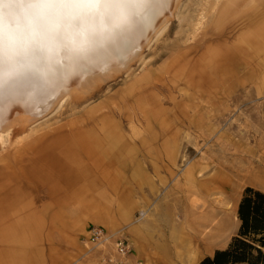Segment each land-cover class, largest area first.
<instances>
[{
    "label": "rangeland",
    "instance_id": "obj_1",
    "mask_svg": "<svg viewBox=\"0 0 264 264\" xmlns=\"http://www.w3.org/2000/svg\"><path fill=\"white\" fill-rule=\"evenodd\" d=\"M206 2L182 0L165 31L139 44L126 65L109 75L88 68L59 89L68 94L61 106L0 147L23 163L10 169L7 196L19 209L5 227L45 218L44 191L67 196L50 204L51 233L39 237L34 263L180 264L170 217L196 226L217 211L234 225L200 262L238 233L245 190L264 191V1L226 0L224 16ZM33 147L43 149L39 159ZM241 166L243 178L232 171ZM92 227L109 238L92 241ZM117 238L127 240V256Z\"/></svg>",
    "mask_w": 264,
    "mask_h": 264
},
{
    "label": "bare ground",
    "instance_id": "obj_2",
    "mask_svg": "<svg viewBox=\"0 0 264 264\" xmlns=\"http://www.w3.org/2000/svg\"><path fill=\"white\" fill-rule=\"evenodd\" d=\"M258 1L264 0H247L246 5ZM181 2L102 0L95 5L41 7L31 3L11 4L8 0L0 3L4 50L12 57L0 71V147L10 142L11 135L24 131L26 122L34 124L61 106L68 94L62 95L64 92L59 89L73 84L88 68L109 75L126 65L139 44L165 31L169 23L167 13L177 10ZM205 9L224 16L228 4L226 0H207ZM80 106L81 102L72 103L69 111L77 112ZM84 119L87 118H81L82 126ZM30 129L36 130L35 127ZM57 134L62 136L60 131ZM72 142L76 145L78 140L72 139ZM43 144L45 142L40 143V148ZM40 150L33 147L28 153L37 154L39 159ZM9 153L0 155V242L12 239L22 251H9L7 257L0 254V264H19L25 259L24 252L32 248L34 234L38 235L48 225L29 221L27 217L20 219L17 227H5L7 217H12L19 209L18 201L7 196L12 178L10 169L13 166L22 168L23 164L17 152L12 156H8ZM232 171L239 178L246 175L242 166ZM39 189L35 185L34 192L42 197ZM48 210L47 205L46 217L50 216ZM61 211H65V203ZM219 216L217 211L204 212L195 222L196 226L176 222L178 218L168 219L169 245L175 248L180 264H198L207 253L213 254L215 248L227 240L234 225ZM46 230L48 234L49 229Z\"/></svg>",
    "mask_w": 264,
    "mask_h": 264
},
{
    "label": "trees",
    "instance_id": "obj_3",
    "mask_svg": "<svg viewBox=\"0 0 264 264\" xmlns=\"http://www.w3.org/2000/svg\"><path fill=\"white\" fill-rule=\"evenodd\" d=\"M238 217L241 225L229 245L199 264H264V191L248 187Z\"/></svg>",
    "mask_w": 264,
    "mask_h": 264
},
{
    "label": "crops",
    "instance_id": "obj_4",
    "mask_svg": "<svg viewBox=\"0 0 264 264\" xmlns=\"http://www.w3.org/2000/svg\"><path fill=\"white\" fill-rule=\"evenodd\" d=\"M57 184H60V183L58 182ZM47 190L50 191L49 188ZM44 192L46 194H48L47 196L50 198L49 200H47V202H49V204H47V205L49 207V210L48 211H49L50 216L49 217H46V214H45V218H43V219L33 218L31 221H33V222H35L37 224H38V222H41L42 221L45 226L48 225L46 229H49V233L47 234V230L45 229L41 233H38V235L37 234H34L33 243H31L32 244V248H29L27 251L24 252L25 253V259L23 261H21L19 264H37V263H34L33 254H35L36 250H39L38 249V245H37L38 242H39V237L40 236L43 237V235H45L46 237H48L50 235V233H51L50 232V226L51 225L49 226L50 220L52 218V212L50 211V204H53V205H56L57 206L58 205L57 203L59 202L58 200L62 199L63 196H66V195H63V196H60L59 197L60 199H58V197L56 199V198H51V196L49 195V192H47V191H44ZM60 202H63V200H60ZM47 205L44 208V212H46ZM65 211H66V206H65ZM65 211L62 212L61 211V207H60V212L65 213ZM13 244H15V245L12 246V247H9L10 245H13ZM16 244L17 243H15L14 241H12V239H9V241H6V242H0V245H1L0 254H2L5 257H7L6 255L9 253V251H14V250L15 251H22V250H20V248H17ZM7 264H12V263L7 262Z\"/></svg>",
    "mask_w": 264,
    "mask_h": 264
},
{
    "label": "snow or ice",
    "instance_id": "obj_5",
    "mask_svg": "<svg viewBox=\"0 0 264 264\" xmlns=\"http://www.w3.org/2000/svg\"><path fill=\"white\" fill-rule=\"evenodd\" d=\"M4 0H0L3 3ZM11 4L31 3L37 7L41 6H58V5H95L102 2V0H8ZM137 3H144L145 0H136ZM15 24V21H12ZM11 53L5 54L4 42H3V22L0 20V71H2L4 65L11 59Z\"/></svg>",
    "mask_w": 264,
    "mask_h": 264
},
{
    "label": "built area",
    "instance_id": "obj_6",
    "mask_svg": "<svg viewBox=\"0 0 264 264\" xmlns=\"http://www.w3.org/2000/svg\"><path fill=\"white\" fill-rule=\"evenodd\" d=\"M89 236L92 241L98 242V243H101L102 241H105L106 239L109 238L107 237V234L105 233V231L100 227L90 228ZM115 245L120 255L127 256L129 254L130 247L126 239H122V238L115 239ZM108 264H126V263H123L120 261L118 262L110 261Z\"/></svg>",
    "mask_w": 264,
    "mask_h": 264
}]
</instances>
